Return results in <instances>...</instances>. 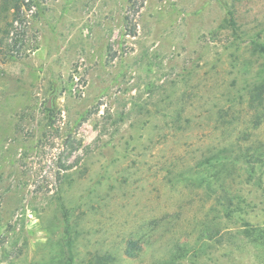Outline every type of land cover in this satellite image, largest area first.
<instances>
[{"label": "rangeland", "instance_id": "rangeland-1", "mask_svg": "<svg viewBox=\"0 0 264 264\" xmlns=\"http://www.w3.org/2000/svg\"><path fill=\"white\" fill-rule=\"evenodd\" d=\"M23 1L0 264H264V0Z\"/></svg>", "mask_w": 264, "mask_h": 264}, {"label": "trees", "instance_id": "trees-1", "mask_svg": "<svg viewBox=\"0 0 264 264\" xmlns=\"http://www.w3.org/2000/svg\"><path fill=\"white\" fill-rule=\"evenodd\" d=\"M25 6L23 0H0V12L1 14H6L5 18H8L5 21L3 32L6 35L10 33L16 34L18 27L15 26V22H20L22 16V10ZM2 43V42H1ZM14 43V42H13ZM259 51H264V47L260 46ZM142 250V247L138 244L137 241L129 240L127 241V246L125 249L126 256L133 258L139 251Z\"/></svg>", "mask_w": 264, "mask_h": 264}, {"label": "water", "instance_id": "water-1", "mask_svg": "<svg viewBox=\"0 0 264 264\" xmlns=\"http://www.w3.org/2000/svg\"><path fill=\"white\" fill-rule=\"evenodd\" d=\"M48 106H49V101H48Z\"/></svg>", "mask_w": 264, "mask_h": 264}]
</instances>
